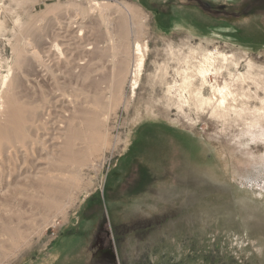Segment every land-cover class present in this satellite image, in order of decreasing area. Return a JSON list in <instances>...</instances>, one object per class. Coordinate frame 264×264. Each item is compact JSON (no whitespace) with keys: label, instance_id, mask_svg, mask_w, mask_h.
<instances>
[{"label":"rangeland","instance_id":"374dc122","mask_svg":"<svg viewBox=\"0 0 264 264\" xmlns=\"http://www.w3.org/2000/svg\"><path fill=\"white\" fill-rule=\"evenodd\" d=\"M125 17L142 32L123 35ZM9 41L51 44L61 63L46 77L25 68L21 100L56 107L69 129L78 110L97 146L62 213L0 196V264H264V0H0L7 59ZM136 41L147 54L133 92ZM208 57L225 106L210 86L180 88ZM19 217L30 226L13 248L4 227Z\"/></svg>","mask_w":264,"mask_h":264},{"label":"bare ground","instance_id":"6f19581e","mask_svg":"<svg viewBox=\"0 0 264 264\" xmlns=\"http://www.w3.org/2000/svg\"><path fill=\"white\" fill-rule=\"evenodd\" d=\"M92 5L96 8L104 7L98 1L92 2ZM125 19H122L117 28L123 35H137L142 32L140 24L131 25V21L127 17ZM58 29L59 32L56 33L63 39L62 35L68 29L61 24ZM20 42L13 44L9 41L10 58L0 55V196L6 193L23 195L33 211L45 214L55 211L62 213L74 200L73 196L80 188L83 167L91 162L87 164L96 149L97 138L84 139V121L78 110L71 119L72 127L69 129L64 119L65 114H60L56 107L45 105L42 107L43 111L38 113L33 105L21 100L20 95L26 90L25 68L35 67V71L43 73L41 77H46L47 63L60 64L62 58L53 53L49 42L44 43L42 51L36 50L29 41L22 44ZM132 47V67L129 75L131 89L135 92L144 71L147 47L137 41ZM223 58L227 60L226 57ZM63 59L65 60V56ZM6 67L8 71L5 75L3 70ZM178 74L182 77L180 88L189 96L193 93L202 95V90L210 86L216 96L215 102L218 106H225L230 94L227 84L221 87L217 83H211L210 79L217 82L222 75L212 58H205L190 75L186 71ZM117 77L120 82L123 81L122 70ZM198 80L201 87L193 89ZM209 100L203 99L210 105ZM85 122L91 129H95L98 124L96 116L88 117ZM83 141L88 144V149H82ZM19 219H24V222ZM27 221L28 219L19 217L17 222H13L15 225H5L4 232L11 238L10 245L13 248L21 243L23 233L29 231L30 223Z\"/></svg>","mask_w":264,"mask_h":264},{"label":"flooded vegetation","instance_id":"af4514ba","mask_svg":"<svg viewBox=\"0 0 264 264\" xmlns=\"http://www.w3.org/2000/svg\"><path fill=\"white\" fill-rule=\"evenodd\" d=\"M110 255H111V252L109 253V255L106 254V256H109V258H111ZM106 256H103V259H104Z\"/></svg>","mask_w":264,"mask_h":264}]
</instances>
